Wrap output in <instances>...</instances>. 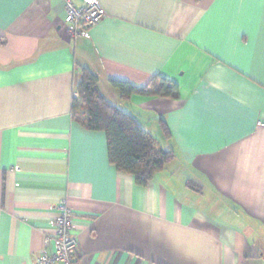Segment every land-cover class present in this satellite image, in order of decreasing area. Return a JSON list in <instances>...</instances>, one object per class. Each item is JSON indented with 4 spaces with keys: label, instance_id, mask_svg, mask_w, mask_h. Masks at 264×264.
Returning <instances> with one entry per match:
<instances>
[{
    "label": "crops",
    "instance_id": "1",
    "mask_svg": "<svg viewBox=\"0 0 264 264\" xmlns=\"http://www.w3.org/2000/svg\"><path fill=\"white\" fill-rule=\"evenodd\" d=\"M67 1L0 0V264L55 250L62 201L75 264H264V0H98L78 39ZM82 69L175 154L147 187L73 119ZM158 76L178 99L114 86Z\"/></svg>",
    "mask_w": 264,
    "mask_h": 264
},
{
    "label": "trees",
    "instance_id": "2",
    "mask_svg": "<svg viewBox=\"0 0 264 264\" xmlns=\"http://www.w3.org/2000/svg\"><path fill=\"white\" fill-rule=\"evenodd\" d=\"M98 83L95 74L82 69L72 104V117L89 131L105 132L110 163L118 172L133 176L138 186L147 187L166 165L174 161L175 154L159 148L155 139L132 116L109 104ZM114 86L125 100L133 95L179 98V87L159 76L151 79L143 89L120 81L114 82ZM162 131L168 137L169 131L164 124Z\"/></svg>",
    "mask_w": 264,
    "mask_h": 264
},
{
    "label": "built area",
    "instance_id": "3",
    "mask_svg": "<svg viewBox=\"0 0 264 264\" xmlns=\"http://www.w3.org/2000/svg\"><path fill=\"white\" fill-rule=\"evenodd\" d=\"M83 6H75L72 1L66 4L65 24L69 35L74 38L87 37L90 29L103 21L106 12L98 0H83ZM59 214L54 221L53 238L55 250L42 252L33 264H75L80 256V243L74 233V216L65 201L56 207Z\"/></svg>",
    "mask_w": 264,
    "mask_h": 264
}]
</instances>
